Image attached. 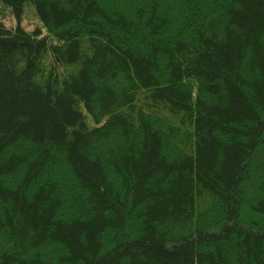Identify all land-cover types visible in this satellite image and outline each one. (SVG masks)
<instances>
[{
    "label": "trees",
    "instance_id": "trees-1",
    "mask_svg": "<svg viewBox=\"0 0 264 264\" xmlns=\"http://www.w3.org/2000/svg\"><path fill=\"white\" fill-rule=\"evenodd\" d=\"M0 264H264V0H0Z\"/></svg>",
    "mask_w": 264,
    "mask_h": 264
},
{
    "label": "rangeland",
    "instance_id": "rangeland-1",
    "mask_svg": "<svg viewBox=\"0 0 264 264\" xmlns=\"http://www.w3.org/2000/svg\"><path fill=\"white\" fill-rule=\"evenodd\" d=\"M33 5L30 4V6H26L24 14H23V19L22 23L29 29L34 28L36 25H41L40 21L37 19L36 14L34 13ZM7 17H6V22L7 23H16L17 18L10 13L6 11Z\"/></svg>",
    "mask_w": 264,
    "mask_h": 264
}]
</instances>
